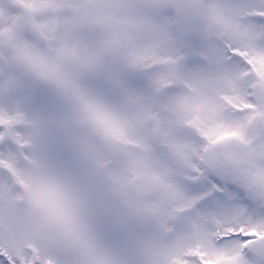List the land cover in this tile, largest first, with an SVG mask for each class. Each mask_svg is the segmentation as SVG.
Here are the masks:
<instances>
[{"label":"rangeland","instance_id":"374dc122","mask_svg":"<svg viewBox=\"0 0 264 264\" xmlns=\"http://www.w3.org/2000/svg\"><path fill=\"white\" fill-rule=\"evenodd\" d=\"M8 1L24 4L29 14L13 11ZM259 3L264 0H0V264H83L95 239L131 220L142 204L157 213L156 232L167 228V206L179 210L193 198L178 204L137 198L131 178L159 164L169 183L185 172L190 156H200L205 135L219 139L206 118L204 134L188 121L205 103L207 116L214 113L220 92L232 94L233 82L219 66L228 60L221 40L250 50V37L264 25L251 27L236 16L250 15ZM186 45L192 53L179 66ZM252 51L264 61L263 49ZM172 62L170 76H179L166 106L155 101V83L166 81L165 65ZM234 66L241 84L249 69ZM115 90L136 101L118 123L107 118ZM224 98L225 111L231 102ZM224 125L231 130L230 122ZM127 140L145 153L126 148ZM117 188L121 198L114 196ZM214 213L198 217L201 233L211 230ZM144 243L148 264H174L184 258L187 236L181 230L171 243L149 232Z\"/></svg>","mask_w":264,"mask_h":264},{"label":"flooded vegetation","instance_id":"af4514ba","mask_svg":"<svg viewBox=\"0 0 264 264\" xmlns=\"http://www.w3.org/2000/svg\"><path fill=\"white\" fill-rule=\"evenodd\" d=\"M250 1L255 2V0ZM7 6H12L13 11H19L20 15L29 14L22 3L15 4L8 1ZM248 13L250 15L244 13L238 14L239 16L236 17L242 19L240 22L250 23L251 27L257 25L260 28L262 24L264 25V4L261 6L259 3L257 6H253ZM234 19L236 18L234 17ZM107 21L111 22L110 20ZM105 22L103 19L102 24ZM215 27L218 28V24ZM223 29H228V26L223 25ZM249 41L253 47L243 51L233 45L227 47L221 40V47L225 54L228 53V60L224 63L225 65L219 66L227 73L229 85L233 82L231 87L233 92L231 95L221 92V94L216 95L214 113L207 116L208 107L205 103L202 105L204 112L200 116H193L188 121L191 127L204 134L203 130L200 131V121L202 119L205 121L206 118L210 124L217 125L219 132H221L219 139L209 142L205 135L201 139L200 156H190L191 163L187 162L185 172L176 173L175 179H169V183L165 182L163 177L166 172L165 167H160L157 164L156 168L145 170L154 173L159 180V193L156 196L159 201L178 204L184 199L191 197L193 199L179 210L167 206V228L160 234L154 229L157 213L154 211L150 223L143 227L148 219L143 217L147 205L142 204L137 207L133 213L135 215L133 223L141 234L146 256L144 264H148L150 258L144 243L149 232L158 240L160 238L163 242L174 243V237L181 230H184L187 236V244H185L183 260L181 262L175 261L179 263L174 264H264V65H260L264 61H258L255 57V51H252L256 47L264 50V28L263 31L260 30L257 36H251ZM223 52L221 51L222 56ZM181 57H178L179 66L186 63ZM173 60L175 61L176 58ZM235 63H242L249 69L242 79L244 82L241 84L234 81ZM165 66L167 69L166 81L161 82L160 85L159 81L162 78L158 77V82L155 83L158 86L154 96L156 103L166 102V106H170L168 105L170 102L168 98L175 91V83L178 81V77H175V71L172 77L169 72L171 67L175 69V62L167 63ZM155 69H159V65ZM209 87L212 88L211 85ZM238 90L244 92H237ZM116 91L111 93L108 107L107 118L111 121H113L111 102ZM238 96H243V101L239 102ZM224 97L231 102L230 109L225 111L223 110ZM187 101L188 103L191 102L190 96ZM155 108L154 104L152 113ZM158 109L159 115L164 116L165 106L159 105ZM158 122L159 119H153L154 124H158ZM228 122L231 123V130L229 131L227 130L229 125H224ZM224 130L228 132L223 135L222 131ZM240 133L248 134L247 138H240ZM124 145L135 153H145L137 142L128 141ZM156 150L159 151L160 147L157 146ZM172 169L171 171L175 170ZM168 188H171L170 190L176 198L168 199L166 197L165 193ZM141 199L143 198L141 197ZM89 207V212L95 211L94 203L89 204ZM208 209L215 210L216 218L215 222L210 224L211 230L203 234L199 231V226L195 224L200 214L208 211ZM242 219L248 221L241 222ZM250 219L259 220L251 222Z\"/></svg>","mask_w":264,"mask_h":264},{"label":"water","instance_id":"95a60500","mask_svg":"<svg viewBox=\"0 0 264 264\" xmlns=\"http://www.w3.org/2000/svg\"><path fill=\"white\" fill-rule=\"evenodd\" d=\"M190 47L186 48V57L190 55ZM134 103L123 92L115 94L112 103V117L122 120ZM110 164L106 165V167ZM158 181L152 173H140L132 180V188L137 193L150 198L157 193ZM169 188L166 196L176 198ZM118 197L120 190L116 191ZM152 215L150 210L144 216ZM146 225V224H145ZM144 225V226H145ZM141 237L130 221L123 222L116 230L99 237L91 246L89 259L84 264H143L145 261L144 249L141 246Z\"/></svg>","mask_w":264,"mask_h":264}]
</instances>
